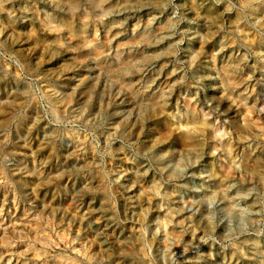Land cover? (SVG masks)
Wrapping results in <instances>:
<instances>
[{"label":"rangeland","instance_id":"rangeland-1","mask_svg":"<svg viewBox=\"0 0 264 264\" xmlns=\"http://www.w3.org/2000/svg\"><path fill=\"white\" fill-rule=\"evenodd\" d=\"M95 1L0 0V264H264V0Z\"/></svg>","mask_w":264,"mask_h":264},{"label":"bare ground","instance_id":"bare-ground-1","mask_svg":"<svg viewBox=\"0 0 264 264\" xmlns=\"http://www.w3.org/2000/svg\"><path fill=\"white\" fill-rule=\"evenodd\" d=\"M56 1H57V0H56ZM58 1H59V0H58ZM60 1H61V0H60ZM65 1H66V0H65ZM96 1L98 2V0H96ZM96 1H95V2H96ZM105 1H106V0H105ZM68 2H69V1H68ZM68 2H67V3H68ZM93 2H94V1H93ZM99 3H101V2H99ZM104 3H105V2H104ZM104 3H103V4H104ZM69 5H71V4H69ZM209 126H210V125H209ZM211 126H212V125H211ZM210 128H211V127H210ZM212 128H214V127H212ZM204 129H205V128H204ZM206 130H207V129H206ZM213 130H214V129H213ZM215 130H216V129H215ZM215 130H214V131H215ZM209 131H210V130H209ZM217 131H218V130H217ZM206 133H207V132H206ZM209 133H210V132H209ZM209 133H208V134H209ZM211 133H212V132H211ZM212 134H213V133H212ZM215 134L218 136L219 133L216 132ZM209 135H210V134H209ZM210 136H211V135H210ZM212 137H213V135H212ZM226 168H227V167H226ZM226 173H227V172H226ZM256 251H257V250H256ZM230 255L232 256V254H230ZM235 257H236V256H235ZM235 257H233V258H235ZM229 258H231V257H229ZM228 260H229V259H228ZM232 260H233V259H232ZM229 261H231V260H229ZM235 262H236V261H235ZM235 262H234V263H235ZM227 264H228V262H227ZM231 264H232V262H231Z\"/></svg>","mask_w":264,"mask_h":264}]
</instances>
